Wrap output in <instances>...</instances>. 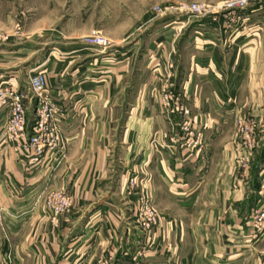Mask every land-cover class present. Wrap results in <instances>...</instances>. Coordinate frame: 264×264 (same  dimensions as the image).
<instances>
[{
  "label": "crops",
  "instance_id": "crops-1",
  "mask_svg": "<svg viewBox=\"0 0 264 264\" xmlns=\"http://www.w3.org/2000/svg\"><path fill=\"white\" fill-rule=\"evenodd\" d=\"M241 13L249 22L223 31L209 17L148 12L147 36L123 47L122 35L104 52L68 44L29 61L27 47L0 48V79L27 92L28 132L29 75L42 71L67 141L33 161L6 138L0 106V264H137L144 245L142 264H264V234L253 238L248 223L264 198V3ZM163 82L191 108L201 151L171 146L181 118L161 106ZM241 117L260 127L247 175L237 162ZM58 189L72 204L54 221L45 197ZM147 194L160 219L145 237L136 210Z\"/></svg>",
  "mask_w": 264,
  "mask_h": 264
},
{
  "label": "built area",
  "instance_id": "built-area-1",
  "mask_svg": "<svg viewBox=\"0 0 264 264\" xmlns=\"http://www.w3.org/2000/svg\"><path fill=\"white\" fill-rule=\"evenodd\" d=\"M264 3V0H227L216 5L205 2L191 3H168L158 5L154 12L159 17L175 15L180 12L184 14H194L197 17H211L213 22L221 23L223 17V27L226 29L234 28L242 20V11L251 6ZM2 38V36H0ZM86 44L98 46L104 49L111 47L113 41L107 38L100 30H92L85 36ZM30 90L37 100L35 124L32 132H28L27 118V93L21 90H14L8 82L1 83L0 103L4 105L9 119L5 127V135L9 141L16 142L19 147L32 150L34 155L32 160L41 161L46 152H64L67 149V141L58 120L63 115L62 107L50 96L45 94L47 89L46 74L42 71L31 72L29 75ZM180 97V96H179ZM176 99V100H175ZM180 98L167 95L163 102L166 111L172 113L174 108L180 115L179 123L180 135L178 138L171 139V146L181 144L184 148L199 152L206 144V138L203 131L198 129L192 110L184 102H179ZM236 135L239 141L240 156L237 160L239 169L243 175H247L251 170L256 151L261 145L259 123L254 118L241 117L236 122ZM264 168V163L262 164ZM134 186V182L131 183ZM259 194L264 195V177L260 179ZM72 200L63 190H54L46 193L45 207L53 215V220L70 210ZM138 225L143 234L148 236L152 230L159 224L160 214L153 205L151 197L147 194L141 198L136 210ZM252 237L257 238L264 234V198H261L258 204L252 209L248 219ZM147 245H144V247ZM143 247L138 254V262L145 257L146 252ZM99 264H112V262H99Z\"/></svg>",
  "mask_w": 264,
  "mask_h": 264
},
{
  "label": "rangeland",
  "instance_id": "rangeland-1",
  "mask_svg": "<svg viewBox=\"0 0 264 264\" xmlns=\"http://www.w3.org/2000/svg\"><path fill=\"white\" fill-rule=\"evenodd\" d=\"M195 1L216 5L227 0H0V36H2L0 38V48L8 46L13 51H17L20 48L27 47L32 50L27 51L29 52L27 53V59L35 61L37 55L41 57L49 49L58 52L61 48H68L66 46L68 44L72 45L69 48H72L73 45L76 47L79 43L101 52L109 51L117 46L115 38L122 35L128 37L121 43L123 47H127L132 38L141 34L140 32L147 36L152 27L149 28V22H144V17L148 12L155 14L154 8L156 6ZM169 16H182L187 19L196 17L191 13L184 14L180 12ZM157 18L160 19L161 17L157 16ZM220 18L221 30L233 29L223 27V17ZM249 20V17H242V20L238 23L243 25ZM92 30H100L113 41V45L104 49L86 44L84 38ZM37 48L38 51H36ZM22 64L24 63L22 62ZM2 79H0V86L2 81L8 82ZM8 83L14 90L17 89L13 83ZM170 85L171 82H163L160 93V104L163 108H165L163 100L167 95H173L174 98L178 97L180 98L179 102H184L181 93H177ZM32 96L34 97V94ZM33 97L30 96V98ZM30 103L32 108L29 110L31 113L29 128L32 129L35 124L36 97ZM0 106L4 107L1 103ZM186 106L190 108L188 104ZM171 109L178 114L174 108ZM178 116L180 115L178 114ZM58 190L65 191L64 189Z\"/></svg>",
  "mask_w": 264,
  "mask_h": 264
}]
</instances>
